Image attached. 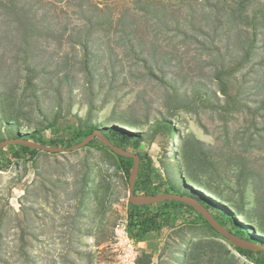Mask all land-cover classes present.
Wrapping results in <instances>:
<instances>
[{
	"label": "rangeland",
	"instance_id": "rangeland-1",
	"mask_svg": "<svg viewBox=\"0 0 264 264\" xmlns=\"http://www.w3.org/2000/svg\"><path fill=\"white\" fill-rule=\"evenodd\" d=\"M135 1L108 0L107 3L114 6L112 10L115 13L123 7L133 8L134 12ZM171 1V8H178L179 1ZM41 8L43 12L48 10L46 21H51L57 32L49 37L40 34L34 36L35 60L39 63L38 67L44 70L39 80L50 77L48 70L61 69L67 53L82 55V49L71 43L69 35L74 26H80L83 22L73 12L74 8L67 9L62 4L57 5V9L52 5ZM0 23V82L17 85L21 73L19 64L14 62L13 48L18 40L11 32L13 24L3 19ZM148 23L141 21V29ZM65 25L68 30L61 37ZM173 25L177 23L173 22ZM260 25L258 40L264 54V22ZM149 36L143 37L147 38L145 40L149 44L152 42L158 46L159 54H166L159 65L168 76L182 69L189 79L203 77L211 83L210 68L204 66L203 55H199L201 48L194 41L183 40L181 35L173 36V32L152 40ZM92 37L97 46L107 49V55L113 54L111 48L114 49L119 60L115 62L117 70L109 81L102 87H95V92L99 93L97 110L89 108L87 102L91 92L84 83L83 74L76 73L72 91L65 86L55 99L60 106H52L50 98L43 97L41 112L30 104V98L26 99L23 109L25 116L13 121L20 132L30 133L36 129L45 139L67 137L80 125H117L114 117L122 112L137 120L148 119L147 123L151 124L155 112L164 109L162 105L167 90L132 56V50L116 44L113 32L110 36L95 32ZM108 38L112 42H108ZM149 49L148 46L144 47L146 52ZM202 54L208 56L206 51ZM254 60L248 64L251 71H244L239 78L244 82L250 81L254 86L253 89H244L242 99L246 98L256 106L259 99H264V65L260 64L261 57ZM181 85L180 92L185 88L184 84ZM50 97L53 98V95L50 94ZM102 100L106 104L98 107ZM206 104H189L190 111L178 110L168 116L179 137H171L164 128L153 130L146 125L136 124L130 131L145 132L144 139L138 145L127 144L126 149L151 156L154 165L151 166L149 178L154 184L160 181V176L167 174L180 183L176 186L178 190L185 191L187 184L179 167L180 149L186 139L194 138L201 142L203 149L218 165L214 170L209 168L203 179L210 181L226 201L209 191L206 195L209 194L226 208L244 204L249 209L256 200L264 198V132L261 130L264 128V105L259 114L248 115L242 111L219 113ZM0 130L4 138L12 134L10 128L2 127ZM27 158H12L3 164L7 166L4 170L0 169V264H120L111 249L103 246L123 220H126L128 230V175L121 174L117 169L114 152L97 146H85L71 152L39 151L33 160ZM242 158L255 176L239 184L234 175L240 171L238 163ZM229 161L232 163L228 166ZM194 185L204 191L202 186ZM166 189L168 185L164 184L161 190ZM99 197L103 199L101 204ZM165 209L168 223L170 215L176 218L175 223L171 224L173 226L167 224L161 231L149 233L142 240L147 242L148 248L143 251L153 255V264H180L182 252L189 250L193 241L212 235L229 250L227 261L230 264H256L238 253L228 240L216 236L193 208L172 203ZM209 210L223 226L234 231L228 219L215 209ZM237 218L255 231L251 233L260 235L252 223ZM200 223H204L205 228H200ZM206 230L211 234H205ZM102 234L105 239L101 246L95 248L87 242L90 237ZM142 241H137L138 256L134 264L142 255ZM205 262L203 259L201 264Z\"/></svg>",
	"mask_w": 264,
	"mask_h": 264
},
{
	"label": "trees",
	"instance_id": "trees-1",
	"mask_svg": "<svg viewBox=\"0 0 264 264\" xmlns=\"http://www.w3.org/2000/svg\"><path fill=\"white\" fill-rule=\"evenodd\" d=\"M107 1L0 0V20L3 19L9 24H13L11 32L18 40L14 43L15 55L13 58L14 62L19 64L18 70L21 73L17 85L0 82V129L2 127L10 128L12 131L10 136L20 129L13 125V121L25 116L23 109L27 98H30V104L41 112L40 102L43 97L50 98L51 105L57 107L56 104L59 102L57 103L55 99L61 95L65 86L69 87L70 92L72 91L76 73L83 74L84 83L91 92V98L87 102L89 108L93 111L97 110L96 100L99 93L95 92V87L97 85L102 87L109 81L117 70L115 62L119 60L114 49L111 48V53L115 55H107V49L95 44V39L92 37L95 32H103L107 36L113 32L116 36L115 43L122 44L132 50V56L145 66L151 77L162 83L167 90L162 105L164 109L155 112L151 124L147 123L148 119L137 120L126 112H122L114 117L117 125L98 126L91 123L84 127L80 125L67 137L48 139L41 136L35 129L30 133H24L27 138L47 145L67 144L69 146L71 142L75 141L74 143H76L94 130L100 129L112 143L126 149L127 144L138 145L144 139L143 133L145 132L130 131L131 128H135L136 124L146 125L153 130L164 128L169 131L171 137H179L177 129L168 116L175 114L178 110L190 111L189 104L204 105L207 103L206 105L214 111L224 114L240 111L248 115L259 114L261 106L264 105V99H259L256 106L246 98L242 99L244 89H253L254 86L252 87L250 81L240 80L239 76L244 71H251L248 64L255 61L254 59L257 57H261L260 64L264 65V54L260 50L258 40V29L264 22V0H177L179 1L178 8H171V0H136L134 12H132L133 8L123 7L116 13L112 10L114 6ZM61 4L67 9L74 8L73 12L78 14L83 21L82 25L74 26L69 35L71 43L82 49V55L67 53L63 57L64 62L61 69L57 71L50 69L47 71L50 77L39 80V76L44 73V70L38 67L39 63L35 60L34 36L40 34L49 37L57 32L54 24L51 21H46L48 10L43 12L41 7L52 5L54 9H57V5ZM55 17L58 18V15L56 14ZM143 20L149 23L141 29ZM173 22H176L177 25L174 26ZM67 30L68 27L65 25L60 36L62 37ZM169 32H173V36L181 35L183 40H192L201 48L199 55H203L204 66L210 68L211 83H208L203 77L189 79L188 74L182 69L174 71L171 76L161 69L160 61L165 60L166 54H159L158 46L152 42L149 44L145 40L147 38L143 36L150 35L149 38L152 40ZM108 42H112V40L108 38ZM145 46L150 47L148 52L144 50ZM205 51L208 54L207 57L202 54ZM181 83L185 88L180 92ZM50 94L53 95V98L55 97L54 100ZM104 104L106 101L102 100L97 106L101 107ZM261 130L264 132V128ZM3 139L5 138L0 130V141ZM87 146H97L100 149L114 152L98 137L91 139ZM39 151L19 144L9 145L1 151L0 169L4 170L7 166L3 164L12 158L28 157L27 159L33 160ZM180 151V164L186 167L185 172L181 171V173L187 184V190L180 191L169 181H159L154 184L153 180L149 178V172L153 165L151 156L137 152L140 155V166L135 192L192 194L203 201L208 209H215L218 214L228 219L234 227L235 234L264 245V198L256 200V203L249 209H246L244 204L232 206L231 209L224 207L209 197V194L206 195L209 191L224 201L222 194L216 189L212 190L209 185L201 183L190 171L193 158L197 159L204 171L209 168L212 170L217 168V161L212 159L208 151L203 149L201 142L194 138L186 139L181 145ZM114 154L117 169L123 170L128 175L127 182L129 183V172L134 159L115 152ZM231 163L232 161H229L228 166ZM238 166L240 171L234 177L239 184L246 182L251 176H255V173L247 167L244 158L241 159ZM188 182L202 186L204 191L195 188L194 184L189 185ZM164 184L168 185V189L162 191L161 187ZM101 198L99 197V204L103 202ZM172 203L192 208L183 202L174 200L141 206L134 205L129 201L128 230L130 234L137 241H142L147 234L161 231L165 225L175 223L176 218L172 215L169 217V223L166 221L167 211L165 208L171 206ZM237 216L252 223L255 228L257 227L256 230L260 232V235L251 233L255 231L246 226ZM200 217L217 234L216 236L226 239L202 215ZM213 236L193 241L189 250L182 252L180 264H201L203 259L206 261L205 264H230L227 261L229 250ZM232 246L252 262L264 264V249H244ZM152 257V253L143 251L136 264H151Z\"/></svg>",
	"mask_w": 264,
	"mask_h": 264
},
{
	"label": "water",
	"instance_id": "water-1",
	"mask_svg": "<svg viewBox=\"0 0 264 264\" xmlns=\"http://www.w3.org/2000/svg\"><path fill=\"white\" fill-rule=\"evenodd\" d=\"M94 137H98L115 153L134 159L133 165L129 172V201L132 204L141 206L159 203L166 200L183 202L200 213L209 222V224L222 236H224L232 245L244 249H264V245L260 242H254L244 239L223 226L206 207V204L192 194L179 192H163L158 194L136 193L135 184L139 172L140 155L138 153L131 152L122 146L112 143L100 129L94 130L90 134L83 137L80 141L73 143L72 145H69L67 147L47 145L38 141L31 140L27 138L26 134L18 130L14 135L0 141V154L3 148L12 144H19L27 146L31 149H37L49 153L71 152L85 147Z\"/></svg>",
	"mask_w": 264,
	"mask_h": 264
},
{
	"label": "built area",
	"instance_id": "built-area-1",
	"mask_svg": "<svg viewBox=\"0 0 264 264\" xmlns=\"http://www.w3.org/2000/svg\"><path fill=\"white\" fill-rule=\"evenodd\" d=\"M138 243L130 236L126 220H123L115 229L112 237L103 246L111 249L113 254L119 259L120 264H134L138 256Z\"/></svg>",
	"mask_w": 264,
	"mask_h": 264
},
{
	"label": "crops",
	"instance_id": "crops-1",
	"mask_svg": "<svg viewBox=\"0 0 264 264\" xmlns=\"http://www.w3.org/2000/svg\"><path fill=\"white\" fill-rule=\"evenodd\" d=\"M153 165H154V162H153ZM191 165H192L191 168L190 167L189 168H190V171H191L192 175L196 176V178L201 183L207 184V185H209L211 187L212 190H215L216 188L214 187V185L212 183H210V181H206V180L203 179V177L205 176V172H208V170H205V171L202 170L203 168H201V166L197 162L196 158L191 159ZM179 167H180L182 172H185L186 167L184 165L180 164ZM119 172L121 174H125V172L123 170H119ZM213 175L216 176L217 173H213ZM213 175L210 176V178H212ZM124 180H126V176L124 177ZM160 181H169L175 187L177 186V184H180L177 180H174L173 178H170L169 176H167V174H163V176H160ZM199 227L200 228H205V224L204 223H200ZM205 234L210 235L211 233L206 230ZM104 239H105V235L104 234H102V235H94V236L90 237L87 242H89L90 245H92L93 247L96 248V247L101 246L104 243ZM140 246H141L140 254H141V252H143V250H147L148 249L146 241H142L140 243ZM153 260L155 262L154 258H153ZM152 264H153V261H152Z\"/></svg>",
	"mask_w": 264,
	"mask_h": 264
},
{
	"label": "bare ground",
	"instance_id": "bare-ground-1",
	"mask_svg": "<svg viewBox=\"0 0 264 264\" xmlns=\"http://www.w3.org/2000/svg\"><path fill=\"white\" fill-rule=\"evenodd\" d=\"M196 188H198V187H196Z\"/></svg>",
	"mask_w": 264,
	"mask_h": 264
}]
</instances>
